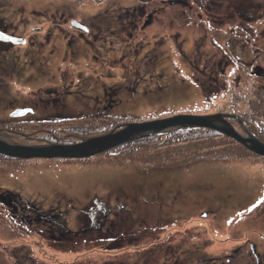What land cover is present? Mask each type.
Listing matches in <instances>:
<instances>
[{"label":"rangeland","instance_id":"1","mask_svg":"<svg viewBox=\"0 0 264 264\" xmlns=\"http://www.w3.org/2000/svg\"><path fill=\"white\" fill-rule=\"evenodd\" d=\"M0 22L27 40L0 71L1 128L7 105H33L9 128L37 131L65 98L104 94L103 81L124 124L231 113L264 142V0H0ZM107 117L85 137L121 123ZM0 264H264V156L201 128L75 159L0 153Z\"/></svg>","mask_w":264,"mask_h":264},{"label":"water","instance_id":"2","mask_svg":"<svg viewBox=\"0 0 264 264\" xmlns=\"http://www.w3.org/2000/svg\"><path fill=\"white\" fill-rule=\"evenodd\" d=\"M228 118H233L239 122V125H243L241 119L231 113L177 114L127 122L118 130H112L100 136L89 137L80 143L69 145H25L0 139V153L21 157H88L99 152L108 151L115 146L138 137L179 128H205L222 132L235 139L246 149L264 156V142L258 136L246 130L244 135L240 134L229 123Z\"/></svg>","mask_w":264,"mask_h":264},{"label":"flooded vegetation","instance_id":"3","mask_svg":"<svg viewBox=\"0 0 264 264\" xmlns=\"http://www.w3.org/2000/svg\"><path fill=\"white\" fill-rule=\"evenodd\" d=\"M133 22V20H132ZM121 26H124L123 24H121ZM121 26L118 25V31L121 30ZM77 27H80L81 29L85 30L88 28L86 24L79 22V24H77ZM118 34V32L116 33V35ZM15 39H19L22 42L19 44H25L26 43V38L24 36H20V35H16L13 32H10L6 26H4L1 22H0V71L1 72H8V71H12L10 70V68L13 65L12 61L9 59L8 55H11V52H13L14 48H10V45H15L16 43L13 42V40ZM8 43V46H4L3 44ZM18 44V45H19ZM31 49L34 48H27V49H23L25 53V55H29L31 54ZM35 51L38 49H34ZM92 52V51H91ZM65 54V53H64ZM93 55V53L91 54ZM65 56V55H63ZM79 59V58H78ZM83 63L84 67H87L88 65L86 64V62H90V60H88V58H80L79 60H75V65L73 66V68H77L79 67L77 64L78 63ZM91 62H93V65L95 64L94 60L92 59ZM97 64V63H96ZM24 67V65H23ZM26 67H31V65H26ZM120 85V83L118 84ZM10 87V85H9ZM101 87L104 89V94L102 95H95V96H88L84 99H82V101L76 102L75 104H71V98L68 97L67 99L65 98V100L61 103L60 106L61 109L57 110L55 109V113L53 115H50L45 118L46 122H49L45 125L44 128H39L37 131H27L23 130V132H19V131H12L9 126H16V124L13 122V120L15 118H19V119H24V115L27 114H31L34 113L32 108L33 105L28 104L26 106H12L10 107L9 110H7V106H5V108L3 110H6L7 114H6V121L4 123L5 124V128H1L0 127V134H6L8 137L6 139V142H12L15 141L13 140L11 137H18L21 135H26V139L25 141L27 142H31V143H26L25 145H69V144H73L76 142H80L85 140L86 138H89V136H86V131L92 129V128H96L97 129H103L102 126H106L109 122V118L107 117L108 114L109 115H114L116 116L115 118L120 120L121 123L113 126V128H120L121 126H123V119L125 118L126 115H124L122 113V115L119 114V110H121L118 106L121 105L122 103V98H119L117 96L112 97L111 95H106L105 94V89H110L111 86L110 85H104V82L102 81ZM50 97V102L55 105V99L58 97L54 96L51 97L50 95H48ZM67 97V95H66ZM69 100V101H66ZM48 100H43L42 102H46ZM10 103V102H8ZM24 105L25 101H24ZM80 105H83V109L80 108ZM40 106V105H39ZM110 110H112L113 112H111ZM96 111H100L102 113H104L103 115H107L105 117L106 121L102 122L96 126H81V127H76L75 129L73 128L72 125H70V123L68 122V120L70 121L71 119H74V117H77L79 114L81 115H89L95 113ZM46 114H49L46 113ZM61 115V116H60ZM69 115H71L70 117H68ZM66 117L68 118L66 120ZM42 117H38L39 121L42 123L44 122ZM52 121H60L58 122L59 125H57V123L55 124V126H52L51 124L53 123ZM132 121H140V120H132ZM117 128V129H118ZM70 129H74L70 130ZM107 130V129H106ZM49 159V158H48ZM60 159H71V158H60ZM94 209H92L91 211H93Z\"/></svg>","mask_w":264,"mask_h":264},{"label":"clouds","instance_id":"4","mask_svg":"<svg viewBox=\"0 0 264 264\" xmlns=\"http://www.w3.org/2000/svg\"><path fill=\"white\" fill-rule=\"evenodd\" d=\"M74 21V22H73ZM70 22V25H72L73 27H75V28H78V29H81L80 27H77V24H79V21L78 20H76V19H72V20H70L69 21ZM81 30H83V29H81ZM17 41H21V40H17V39H15V40H13V42L14 43H16V44H19V43H17ZM22 42V41H21ZM143 120H146V119H143ZM131 122V121H130ZM122 127V126H121ZM120 127V128H121ZM201 129H205V128H201ZM210 130V129H209ZM216 131V130H215ZM109 132V131H108ZM167 132H169V131H167ZM5 136H6V134H5ZM8 136V135H7ZM94 137V136H93ZM80 142H82V141H80ZM80 142H76V143H80ZM11 143H19V144H26V143H22V142H18V141H12ZM73 144H75V143H73ZM95 155V154H94ZM92 156V155H91ZM87 157V156H86ZM89 157V156H88ZM54 158H63V157H54ZM77 158H82V157H77ZM71 159H75V158H71Z\"/></svg>","mask_w":264,"mask_h":264},{"label":"bare ground","instance_id":"5","mask_svg":"<svg viewBox=\"0 0 264 264\" xmlns=\"http://www.w3.org/2000/svg\"><path fill=\"white\" fill-rule=\"evenodd\" d=\"M5 141L9 140V139H6L5 137H3ZM14 156H17V157H20V158H33V157H21V156H18V155H14ZM36 158H49V157H36Z\"/></svg>","mask_w":264,"mask_h":264}]
</instances>
